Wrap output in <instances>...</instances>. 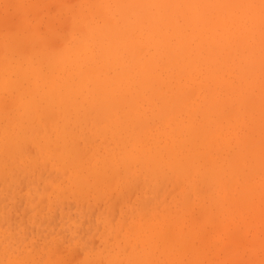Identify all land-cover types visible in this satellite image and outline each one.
I'll list each match as a JSON object with an SVG mask.
<instances>
[{
	"label": "bare ground",
	"instance_id": "1",
	"mask_svg": "<svg viewBox=\"0 0 264 264\" xmlns=\"http://www.w3.org/2000/svg\"><path fill=\"white\" fill-rule=\"evenodd\" d=\"M60 1L62 3L66 0H59V2ZM182 1L184 0H75L76 3L74 2V5L68 6L69 8L66 2V4L62 3L61 9H67L66 12L70 14L67 25L63 22L65 19H59L61 15L60 17H54L55 21L49 20L47 22V20H45L49 30L48 33L46 32L47 29L44 31L39 28L40 22L44 17L38 12L40 10H37V7L41 5L39 4L37 6V0L36 2L35 0H31V2H28V0H21L20 3L17 2L18 10L15 11L17 12L15 15H17L18 20L12 21V18H9V16H11L9 13H7L8 17L6 15L7 19L4 17L5 15L2 16L1 14L2 17L0 16V19L4 17L3 19L6 20H0V184H5L9 180H13L15 174H18V171H22L23 168L29 171L33 165H37L38 167L34 166L33 169L39 170V167L46 165V163L43 162L48 161L58 172L68 173V179L71 185L66 191L80 198L86 197L89 194L100 197L105 194V189L110 187L124 190L131 184H137V182L141 181L138 180L140 178L145 185L148 186L150 184V186H153L159 182H164L166 179L169 180L170 171L175 168L180 169L181 167V172L191 170L192 172L190 171V174L194 173L193 176H196L199 180L202 179V182H208L209 185L212 184V187H219V191L221 189V192L227 187V184H223L224 179L222 181L219 176L224 167L232 171H235L237 167L234 168L233 164L228 161L221 165L222 157L220 158V151L225 148V154L229 156L231 152L230 147H233V143L237 148L235 152L241 151L244 145L249 146L251 144V136L254 132L259 130L260 124L261 128L263 126L262 121L253 115V106H251L249 102V95L253 93L252 85H254L253 83L256 81H259V75H255V77H245L243 74L244 67H242L241 64V61H243L242 59L247 62H253L257 54L264 55V34H262L260 10L259 8L246 7L244 11L245 7H240L238 8L240 9L238 11L239 13H237L233 10V7H225L226 5H231L232 0L231 2H229V0H214L216 3L207 0L208 3H205L204 6H202L204 0H194L196 3L187 8V14H182L183 17L181 19L180 11L182 12V10L179 8L181 6L180 3H183ZM190 1H188V3ZM240 1L243 3L242 0ZM244 2H246V0ZM5 3L7 2L5 1ZM5 3L2 5H5ZM256 3L257 2H254L252 4ZM189 4L191 5L193 2L191 1ZM248 4L249 2H246V5ZM258 4L259 2L257 5ZM40 7H44V4ZM2 9L4 10V6ZM35 9L38 14H40V17L37 16L40 18L39 20L35 16L30 17L29 12L32 14L33 12L31 11ZM37 12L35 13L36 15H38ZM47 18L49 19V16ZM7 20L9 24L6 22ZM54 22L60 23L59 26H62V28L63 26H69V32H67L64 38L60 31L56 32V30H54L58 27L54 26ZM44 24L43 22V25ZM1 26H3V28L5 27V31H2ZM53 27L54 29H52ZM218 29H220V31H218ZM187 33H190L192 36L190 38L192 41L189 42V39L181 41L183 38L181 35H187ZM234 42L241 44L245 50L242 48L238 49V45H233ZM221 45L227 47L229 50L233 49V46H235L236 48L234 49H236V51H233L234 54L233 52L231 54L232 50L226 51L220 48ZM143 51L145 54L141 55ZM224 60L234 62L235 68H232L235 70L233 72L229 71L231 68L225 64ZM198 73H200L202 78L200 79V84L197 83V85L199 84L198 89L194 85L197 92L196 95H193L194 93L192 95L195 96V98H193L192 102H189V99H187L188 104L187 102L184 103L185 105H182L184 108H180V111L177 110L176 116L172 117L169 113V110L172 109L170 106V109L162 107L163 104L159 105L157 99L153 100L152 98L150 106L146 108H144L146 104L144 105L141 103H145L143 98L140 102L139 97L142 95L140 96L139 90L146 91L150 94H148L150 97L153 96V93H159L154 92L155 86L159 82L165 79L168 81L167 79L171 76L174 77L175 74H179L182 78L193 79L192 77L195 74L198 75ZM224 73L229 74L226 76ZM163 75H165V77ZM171 81L166 83L172 84ZM193 81H195V79H193ZM190 84L192 85V83ZM163 86L165 87V85ZM169 86L170 85H168V88ZM259 86H261L260 82ZM164 87L162 89H164ZM174 87L177 88V86ZM195 89L193 90L196 91ZM180 90L182 89H179V91ZM194 91H191V93ZM162 93L165 94L163 90ZM173 93L175 94V92ZM180 93L182 94V91H180ZM179 94H177V98L180 97ZM254 94L253 96L256 95ZM167 96L169 97L170 95L167 94ZM146 99H148V97ZM174 103H176V101ZM189 103L191 104L190 106H188ZM235 104H238L239 107L236 105L238 111L233 112L234 109H236V106H234ZM172 110H174V108ZM150 111L152 114H155L160 121V126L159 124V127L156 126L158 129H156L154 133L152 130H149L150 123L147 120ZM175 112L173 113L174 115ZM223 120L224 123H222ZM156 121L153 123L154 126L152 125L151 129L155 127ZM210 128L218 129V131L215 132V139L212 138V141L215 142L213 144H216L219 151L211 153L208 156L209 160L207 163H204L207 156H205V158L202 157L203 154L200 150L201 143L197 141V137L198 133L202 134V138L209 137ZM208 142H210V140ZM28 145L32 146L31 148H33L37 155V159L34 158V161H31L33 158L31 156L33 151H31L32 149H30ZM188 145H191V147L189 148ZM262 146L264 147L263 144ZM210 149H212V147ZM256 152L254 153L256 154ZM256 155H258L256 156L257 158L251 159L250 162H254L252 166L260 164L258 166L261 167L262 164H264V149L261 151V154L257 153ZM26 157L27 159H24ZM201 158H203L202 162L200 161ZM29 162L35 163L28 164ZM200 167L202 168L200 169ZM46 169L47 167L44 172ZM138 171L140 172L138 173ZM236 172L241 175V169L239 170L238 168ZM166 173L168 174L164 177ZM190 174L188 171L186 172L185 180L189 181V179L192 178ZM132 175H134L133 178ZM59 178L61 177L59 176ZM196 178L195 180L197 181ZM57 180H54V182ZM182 180H184V178ZM182 180L180 177V181ZM64 182L66 183V181ZM183 182H180V184H183ZM175 184L173 186H175ZM180 184L178 185L180 186ZM231 184H233V182H231ZM258 184L256 185L255 183L254 185L257 187ZM178 185L176 188L179 187ZM55 186L54 188L52 187L53 190L56 189ZM233 186L235 185L233 184ZM181 188H183V186ZM209 188L207 187L208 190ZM212 190H214V188ZM236 190L238 191V189ZM47 191H45V193ZM169 192V194H171V191ZM229 193L225 192V195ZM258 193H261V191ZM178 194H180V192ZM247 194L244 192V196H248ZM13 195H15V193H13ZM110 195L113 197L112 191ZM261 195H263V193ZM49 196H51V194ZM199 196L198 194V197ZM210 196L211 195L208 197ZM255 196H257V194ZM22 197L23 196H21V198ZM69 197L71 198V196ZM233 198L235 199V197H232V199ZM244 198H241L242 201ZM249 198L250 196H248V199ZM260 198L259 200H261ZM263 199L264 198H262V200ZM43 200L45 202L46 199ZM99 202H101V200ZM63 203L65 202L63 201ZM89 204L91 205V202ZM220 204L219 202V205ZM51 205L52 204H50V207H52ZM82 205L84 204L82 203ZM182 205L184 206V204ZM256 205L254 203V209ZM188 207L190 210L191 207ZM37 210H35V212H39L38 208ZM203 210L202 213L206 212L208 209H205L204 212ZM198 212H201L200 209ZM39 213L37 215H39ZM258 213L259 212H257V214ZM260 215L257 216L260 217ZM29 216L30 215H27V218ZM61 216H63V214H61ZM262 216L263 215H261V217ZM17 217L14 218L16 219ZM191 218L192 217H189V220ZM181 219L182 221L184 220L183 218ZM164 220L168 221L167 219ZM254 220L252 221L254 222ZM262 220H264V216ZM166 221L162 223L163 226ZM178 221L180 222V220ZM34 222H37V220ZM201 223H203V221ZM230 223H228V225L225 223V225L220 221V224H224L227 228H229ZM246 224L249 226L248 223ZM180 225L179 223V226ZM224 225L222 228L226 229ZM177 228H175L176 232ZM229 229H231V227ZM244 230L242 229V231ZM242 231H240V233ZM179 233L177 234L179 235ZM237 233L239 234V232ZM118 234L119 233H117L116 237H118ZM241 234H243V232ZM233 235L236 237V233ZM239 235L236 239L239 238ZM131 236H129L130 240ZM136 236L137 240H140L141 243H147L149 248L152 246L151 235L144 236L142 233H138ZM174 236L175 235H173V237ZM235 237L232 239L234 240ZM241 239L239 240L241 241ZM178 240L179 239L176 241L178 242ZM95 241L94 239V244L97 242ZM259 243L261 244V241H259L258 244ZM77 244L76 242V245ZM110 244L111 242L109 245ZM260 244L259 246L262 247ZM162 248L165 249L164 247L160 249ZM32 250L31 248V251ZM121 250L123 251L122 248ZM33 252H36V249ZM95 253L96 252H94V254ZM148 253H150V251L147 252V250H144L133 254L132 257L129 255L126 259V264H147V260H150V255H148V257L146 255ZM36 254L37 253H35V256ZM152 256H154V254ZM3 257H5V254ZM52 257L54 256L52 255ZM66 257H68V255ZM112 257L111 262L113 261ZM119 257L121 256L119 255ZM97 258L95 261H97ZM117 258L114 262L123 263L121 261L123 257L118 259L119 261ZM154 258L156 257L154 256ZM31 259L32 256L27 255L25 261H21V263L16 261V264H28ZM83 260L84 259H82V261ZM90 260L94 259L91 258ZM103 260L101 259L104 263ZM99 261L96 264L102 263ZM123 261L125 260L123 259ZM70 263L72 262L70 261Z\"/></svg>",
	"mask_w": 264,
	"mask_h": 264
},
{
	"label": "rangeland",
	"instance_id": "2",
	"mask_svg": "<svg viewBox=\"0 0 264 264\" xmlns=\"http://www.w3.org/2000/svg\"><path fill=\"white\" fill-rule=\"evenodd\" d=\"M5 1L7 3H5ZM20 1L21 0H15V1H13V0H3L2 1V0H0V9H1L0 10V16L2 14V16L5 15L4 17H6V15H7V17H8L7 13H9V15H11V16H9V18H12V21L18 20L17 15H15V13L17 14V12H15V11L18 10L17 2L20 3ZM29 1L31 2V0H28V2ZM38 1L39 0H37V2ZM188 1H190V0H188ZM188 1L184 0V1H182L183 3H180L181 6L179 9L182 10V12L180 11V13H181L180 18L181 19L183 17L182 14H185V13L187 14V12H188L187 8L190 6H193L196 3V2H194V0H191L193 2V4L190 5L189 3H191V1L189 3H188ZM213 1L214 0H209V2H213ZM238 1H240V0H232V2H231V0H229V2L232 3L231 5H244V4L246 5V2H249V4L250 3L252 4L254 2H257V3L259 2V0H256V1L255 0L254 1L253 0H246V2H244L245 0H242L243 3L241 1L240 2H238ZM35 2H36V0H35ZM66 2H67V4H66ZM74 2H75V0H66L62 3L66 4L67 7L68 6L70 7V6L74 5ZM185 2L187 3V5ZM3 3H5V5H2ZM10 3H11V5H10ZM62 3H61V1L59 2V0H40L37 3V6L39 4H41L40 6H42V4H44V7H46V8H44V7H40V6L37 7L36 6L37 10H40L38 12L41 14L42 17H44V19H42V21L40 22L41 24L39 23L40 24V27H39L40 30L45 31L47 29L46 32L48 33L49 30H48V26H46V23L49 20L55 21L54 17H60V15H61V17L59 19H62V18L65 19L66 21L64 20L63 22H65L67 25L68 18L70 19V14H69V12H66L67 9L66 10L61 9ZM205 3H208V1L204 0V2L202 3V6H204ZM214 3H216V2L214 1ZM3 6H4V10L2 9ZM182 7H184L185 10ZM236 8L233 7V10L236 11L237 13H239L238 11L240 9H238V8H240V7H236ZM2 10L6 14H4L2 12ZM35 10L31 11L34 13V14L32 13L33 15L29 12L30 17L31 16L32 17L33 16H35V17L39 16L40 17V14H38L37 10L36 11ZM245 10H246V7L244 8V11ZM11 11H12V13H11ZM99 11H100V9H99ZM36 12L38 15L35 14ZM12 15H14V16H12ZM44 15H46V16H44ZM48 16H49V19L47 18ZM50 16H51V18H50ZM7 17H6V19H7ZM15 17H17V18H15ZM39 17H37L38 20L40 19ZM2 19H0V20H2ZM6 19H3V20H6ZM45 20H47V22ZM6 22L9 24L8 20ZM43 22L45 23L44 24L45 26L43 25ZM58 22H59V20H58ZM58 22H54L55 24L53 23L54 26H56V27L58 26V27L56 29H54V27H53L52 29L56 30V32L60 31L61 35H63V38H64L66 36L67 32H69L70 28H69V26H63V28H62V26H59L60 23L58 24ZM3 23H5V22H3ZM63 25H64V23H63ZM1 28H2V31H5V27L3 28V26H1ZM43 28H45V29H43ZM218 31H220V29H218ZM44 34H45V32H44ZM181 36L183 37L181 41L187 40V39H189V42L192 41L190 39L192 37L190 35V33H187V35L185 34V35H181ZM188 36H190V37H188ZM235 44L238 45V47H239L238 49L242 48L243 50H245L241 44L234 42L233 45H235ZM233 47L236 48L235 46H233ZM220 48H222L226 51L229 50L227 47H223L222 45ZM234 48L231 49L232 51L229 50V51H231V54L233 51L234 52L236 51V49H234ZM234 52H233V54H234ZM144 54H145V52L143 51L141 53V55H144ZM230 60H231V57H230ZM242 60L243 61H241V64H242V67H244L243 74L245 75V77H250V76L255 77V75H259V77H258L259 81H256L255 83H253L254 85H252L253 91L252 90L251 91L253 93H250V95H249V98H250L249 102H250V105L253 106V109L251 108L253 115H255V117L258 118L260 121H262L263 126L261 128V124H260L259 130L256 131L257 133L254 132L252 134L251 144H250L251 146L250 145L249 146L244 145L242 150L236 153L235 151L237 148L233 143L232 144L233 147H230L231 152H230L229 156H227L225 154L226 153L225 148L222 149L224 151H222V150L220 151V158L222 157L221 158V163H222L221 165H223L224 163H226V161H228V162L233 164L234 168L237 167L236 170L238 168H239V170L241 169V175H240L238 172H236V170L232 171L226 167L223 168V171L221 172L219 177L222 181L224 179V181H223L224 185L227 184V187H225V189H224L225 191L222 190V192H221V189L219 191V187H217V186L212 187V184H210L211 185L210 186L208 182L207 183L202 182V179L199 180V178H196V176H193L194 173L190 174L191 170L190 171L185 170L184 172L183 171L181 172V169H182V167H181L180 169L175 168L172 171H170V175L168 178L169 180L166 179V180H164V182L162 181V182H159L158 184H154L155 186L154 185L150 186V184L148 186L145 185L143 180L140 178L138 180H141V181L137 182V184L134 183L135 185L134 184L129 185L124 190H120L119 188H115V187H113V188L110 187V188L105 189V192H104L105 194H103L100 197H97L94 194H89L86 197L80 198L79 196H75L72 193H69L68 191H66L67 188L71 185V183L68 179L69 178L68 173L66 172V174H65L62 172H58L56 170V168L50 162H48V161L43 162V163H46L47 166L45 165V166L39 167L38 168L39 170L33 169L34 166L38 167L37 165H33L29 171L27 169L23 168L22 171H20V172L18 171V174H15V177L13 180H9L5 184L4 183L0 184V197H1L0 198V231H1L0 232V242L2 241L0 243V253H1L0 254V264H3V263L6 264V262L8 260H12V259H13L12 261H15V262L19 261L21 263V261L26 260L27 255L32 256V259L28 264H36V263L37 264H53V261H54V264H58V263L59 264H64V263H67V264H73V263L74 264H77V263L78 264H81V263L85 264V262H89V261H90V264H94V261L97 257L98 258H97V261H95V264L99 260H100L99 262L101 263L102 262L101 259L102 260L104 259L103 260L104 263L102 262L103 264H105V263H107V264H110V263L111 264H120V262H117V261H115L116 263L114 262V260H116V258L119 257V255L121 257H123V259L125 260V261H123V259H122L121 261L123 263H121V264H126V259H127V257H129V255L132 257L133 254H135L137 252L144 251V250H147V252L150 251V253L146 254L147 257H148V255H150V257H149L150 260L147 258L148 259L147 264H191L192 261H193L192 264H242V263L243 264H245V263L246 264H248V263L249 264H258V263L262 264V262L264 264V246H263L264 245V230H263L264 229V220H262L263 216H264V209H263L264 208V199L262 200V198H264V197H261V196H264V185H263L264 184V164H262L261 167L258 166L260 164H258V165L256 164V165L252 166V164L254 162L253 163L250 162L251 159H254V158L256 159L257 158L256 156H258L256 154L257 153L261 154V151L264 149V147L262 146V144L264 145V134H263L264 133V129H263V127H264V103H263L264 102V69H263L264 68V55L263 54H257L255 60L253 61L254 63L250 62V61L247 62L244 59H242ZM224 61H225V64L228 65L229 68H231V69H229V71L233 72L235 70V69H233V68H235L234 62L228 61V60H224ZM255 65H256V68H255ZM164 69H166V68H164ZM252 70H253V72H252ZM246 72H247V74H246ZM224 74L227 76L229 73H224ZM163 76L165 77V75H163ZM175 78H176V80H175ZM192 78L195 79V81H193V79H190V78L189 79H186L185 77L182 78L181 76H179V74H175L174 77L171 76L169 79H167L168 81H166V79H165V80L159 82L158 84H156L155 91H154V92H159L158 94L156 93L157 96L155 93H153V96L149 97L148 96L149 93H147L146 91H143V90L142 91L139 90L138 92L140 93V96L141 95L143 96V97L138 96L140 98V102H141V99L143 98L145 103H143V102H141V103L144 105L146 104L145 106L143 105L144 108H146L147 106H150V101L152 100V98H153V100L157 99L159 105L163 104L162 107L168 108V109H170V107L172 109L174 108V110L176 112L174 110L170 109L169 113L172 115V117L176 116L177 110L180 111L182 108H184V106H182L184 103L187 102V104H188L187 99H189V102H192L193 98H195V96H193V95H196V92H197V90L195 88L197 87V89H198V86L201 82L200 79L202 77L200 76V73H198V75L195 74ZM169 81H171L172 84H168ZM166 82H168V83H166ZM259 82H260L261 86H259ZM181 83H183V84H181ZM190 83H192L193 87ZM197 83H199V84L197 85ZM160 84H162V85H160ZM163 85H165V87ZM168 85H170L169 88H168ZM174 86H177V88ZM181 86H182V88H181ZM163 87H164V89H162ZM258 87H260V88H258ZM179 89H182V90H180V91H182V94L180 93ZM183 89H184V92L186 94L183 92ZM193 89H195L196 91H194ZM162 90L165 92V94L162 93ZM191 91H194V92L191 93ZM173 92H175V94ZM166 93L170 96H172V95H174V96L169 98L170 96L168 97ZM176 93L177 94L180 93L179 94L180 97L177 98ZM253 94L255 96H253ZM137 95H138V93H137ZM144 96L146 98L148 97V99H146ZM182 96H183V98H182ZM188 96L191 98H189ZM256 97H257V99H256ZM175 101H176V103H174ZM260 103L263 107L260 105ZM190 105L191 104L189 103L188 106H190ZM236 105L239 107L238 104H235L234 106H236ZM237 106L233 112L238 111ZM260 106L262 107V109ZM173 111L175 112V115L173 114L174 113ZM148 116L149 117L147 120L150 123L149 124V126H150L149 130H152V132L154 133L156 131V129H158L157 127L160 126V123H159L160 121L158 120L159 118L157 116H155V114H152L151 111L148 113ZM163 120H165V119H163ZM155 121L157 123L155 124V127L151 129V127H152L153 123H155ZM222 123H224V120L222 121ZM158 124H159V126H158ZM216 131H218L217 128H210L209 129V134H210L209 137L210 138L209 137H207V138L203 137L202 138V134L198 133L197 141L199 143H201L202 149L200 148V150L202 151V154H203L202 157L205 158V156H207L204 160V163H207V161L209 160L208 156L211 153H216L215 151H217V152L219 151L216 144H213L215 142L212 141V138L215 139V135H216L215 132ZM209 140H210V142H208ZM211 141H212V143H211ZM210 143H211V145L212 144L213 145L211 146ZM187 144H190V143H187ZM202 145H203V147H202ZM29 146L30 145H28V147ZM31 147L32 146H30V149H32L31 151H33L32 152L33 154H31V156L33 157L31 159V161H34V158L37 159V155L34 152L33 148H31ZM188 147L190 148L191 145H188ZM211 147H212V149H210ZM247 149H248V151H247ZM210 150H212V151H210ZM254 152H256V154ZM204 153H205V155H204ZM247 155H248V157H247ZM203 158L200 159L201 162L203 161ZM241 158H242V160H241ZM24 159H27V157ZM25 162H26V160H25ZM240 162L241 163L243 162V163L241 164ZM33 163H35V162H29L28 164H33ZM46 167H47V169L44 172ZM195 167H197V166H195ZM195 167H193V168H195ZM201 168L202 167H200V169ZM179 170H180V172H179ZM187 171L189 172L190 177L192 175V178H190L189 181L185 180ZM231 171L234 173H232ZM139 172L140 171H138V173ZM167 174L168 173H166L164 175V177ZM134 175H138V174H134ZM134 175H132V178L134 177ZM261 175H262V177H261ZM22 176H26V177H22ZM59 176L61 178H59ZM176 177H178L179 179ZM180 177H181V180L183 178H184V180L180 181ZM57 178H58V180H57ZM195 178L197 179V181L195 180ZM38 179L40 180V182ZM63 179H65V180H63ZM240 179H241V182H240ZM54 180H57V181L54 182ZM178 180H179V182H178ZM190 180H192V181H190ZM61 181H62V184H61ZM64 181H66V183ZM185 181H186V183H185ZM23 182H24V184H23ZM180 182H183V184L182 183L180 184ZM231 182H233V184L235 186H233V184H231ZM177 183L180 184V186ZM250 183H252V184H250ZM255 183H256V185L258 184L259 189H258V186L256 187V185H254ZM174 184H175V186H173ZM185 184H187V185H185ZM55 185H57V186H55ZM177 185L179 186L178 188H176ZM208 185L210 186V188ZM49 186H51V187H49ZM54 186L56 188V189H54L55 192L53 190ZM182 186H183V188H181ZM260 186H261V188H260ZM1 187H2V189H1ZM63 187H65V188H63ZM187 187H188V190H187ZM207 187L209 188V190L207 189ZM48 188H50V189H48ZM190 188H191V191H190ZM213 188H214V190H212ZM226 188L228 189V191ZM251 188H252V190H251ZM47 189H48V191H47ZM202 189H204V190H202ZM236 189H238V191ZM113 190H116V191H113ZM232 190H233V192L231 193ZM240 190H241V192H240ZM254 190H255V192H254ZM45 191H47V192L45 193ZM50 191L53 193H51ZM106 191H107V193H106ZM111 191H112L113 197H111V195H110ZM125 191H127V192H125ZM169 191H171V194H169L170 193ZM202 191H205V192H202ZM259 191H261V193H258ZM63 192H65V193H63ZM179 192H180V194H178ZM206 192H207V194H206ZM225 192L226 193L230 192V193L225 195ZM244 192H245V194H247V193L251 194V195L247 194L248 196H250V198L253 197L252 199L249 198L251 201L248 199V196H246V195L244 196ZM13 193H15V195H13ZM219 193H221V194H219ZM262 193H263V195H261ZM50 194L52 197L49 196ZM198 194L200 195L199 197H201V198L198 197ZM201 194H203L205 196H203ZM256 194H257V196H255ZM68 195L71 196V198ZM72 195H73V197H72ZM196 195H197V197H196ZM206 195H208V196L211 195V196L208 197ZM21 196H23V197L21 198ZM88 196H89V199H88ZM119 196H120V199H119ZM218 196H221V197H218ZM64 197H66V198H64ZM109 197H111V198H109ZM224 197H227V198H224ZM232 197H235V199L234 198L232 199ZM19 198H21V199H19ZM27 198H28V200H27ZM94 198H95V200H94ZM241 198H244L243 201ZM259 198L261 200H259ZM16 199H17V201H16ZM43 199H46L45 202ZM91 199H93V200H91ZM109 199H111V200H109ZM183 199H185V200H183ZM215 199H217L218 201L220 200L219 202L221 204L219 205V202ZM256 199H258V200H256ZM21 200H22V202H21ZM81 200H83V201H81ZM100 200H101V202H99ZM63 201L65 203H63ZM187 201H188V203H187ZM237 201L239 204L237 203ZM25 202H27V203H25ZM90 202H91V205L89 204ZM82 203L84 205H82ZM167 203H168V205H167ZM194 203L196 206L194 205ZM254 203H255V205L257 204L255 209H254ZM37 204H39V205H37ZM50 204H52L51 205L52 207H50ZM182 204H184V206ZM188 206L191 207L190 210H189ZM37 208L39 209L40 213L35 212V210H37ZM199 209L201 212H198ZM205 209H208V210H206V212H204ZM228 209H230V210H228ZM202 210L204 213H202ZM243 210H244V212H243ZM108 212H109V214H108ZM257 212H259L263 216L261 217V215L259 213L257 214ZM38 213L40 216L37 215ZM249 213H250V216H249ZM35 214H36V216H35ZM61 214H63V216H61ZM158 214H159V217H158ZM200 214H201V216H200ZM204 214H205V216H204ZM221 214H222V216H221ZM27 215H30L28 217L29 219L27 218ZM235 215H237V216H235ZM257 215H260L261 219ZM14 217H17V218L15 219ZM189 217H192V218L189 220ZM44 218H45V221H44ZM181 218H183L184 220L186 219V220L182 221ZM193 218H194V220H193ZM250 218L252 220H254L255 218L256 219L253 222ZM112 219H113V222H112ZM164 219H167L168 221H166ZM35 220H37V222H34ZM178 220H180V222ZM157 221H159V222H157ZM164 221H166V222H165V225L163 226L162 223ZM197 221H199V222H197ZM202 221H203V223H201ZM220 221H221V223H224V224L227 223V225H228V223L232 222L233 224L232 223H230L231 225L229 224V228L231 227V229L227 228L225 226L226 224L225 225L220 224ZM240 221H241V223H240ZM24 222H25V224H24ZM179 223L181 224L180 226H179ZM246 223H248L249 226ZM134 224L135 225L137 224V225L135 226ZM223 225L226 227V229L222 228ZM240 226L241 227L243 226L244 228L243 227L241 228ZM173 227H174V229L178 227L177 232H176V229L175 230L173 229ZM133 228H134V230H133ZM135 229H136V231H135ZM178 229H180V230H178ZM242 229L243 230L245 229V230L242 231ZM79 230H80V232H79ZM129 230H130V234H129ZM167 230H169V231H167ZM4 231H6V232H4ZM103 231H104V233H103ZM235 231L239 232V234L241 236ZM240 231H242L244 235L241 234L242 232L240 233ZM28 233H29V235H28ZM117 233H119L118 237H116ZM138 233H142V235H144V236L151 235L152 246L150 248H149V245L147 243H145V242L141 243L140 240H137L136 234H138ZM177 233H179V235ZM232 233L233 234L236 233V237H238V235H239V238L236 239L235 235H233ZM173 235H175V236L173 237ZM3 236H4V239H3ZM119 236H120V241H119ZM129 236H131V240H130ZM134 236H135L136 240H135ZM233 237H235L236 240L235 239L233 240L232 239ZM240 237L243 240L244 239H246V240L243 241ZM172 238H173V240H172ZM176 238L179 239L180 241L178 240V242H177ZM94 239L97 241V242L95 241L96 242L95 244H94ZM239 239H241V241ZM254 239H256V240H254ZM117 241L120 242L121 245ZM239 241H240V243H239ZM259 241H261V244L260 243L259 244L262 247L259 246V244H258ZM45 242H47V243H45ZM76 242L78 243L77 245H76ZM110 242L113 245H111V244L109 245ZM137 242H138V244H137ZM131 245H132V247H131ZM159 245L160 246L162 245L161 247H164L165 249H163V248L160 249L161 247ZM60 246H61V248H60ZM153 246H155V247H153ZM183 246H185L186 248ZM31 248L33 249L32 251H31ZM37 248H38V251H37ZM121 248L123 249L124 253L121 250ZM152 248H153V250H152ZM35 249H36V252H33V251H35ZM158 249H159V251H158ZM186 249L187 250L189 249V250L187 251ZM126 250H128V251H126ZM163 250H164V252H163ZM114 251H115V253H114ZM118 251L120 254L118 253ZM154 251H155V253L157 252L156 253L157 255L154 253ZM94 252H96V253L94 254ZM132 252H134V253H132ZM35 253H37L36 256H35ZM4 254H5V257H3ZM19 254H21V255H19ZM153 254L156 258H154V256H152ZM23 255H24V257H23ZM52 255L54 257H52ZM67 255H68V257H66ZM110 255H112L113 257ZM124 255H126V256H124ZM15 256H16V259H15ZM50 257H52V258H50ZM111 257L113 259L112 262H111ZM121 257L117 258V260L120 259ZM196 257H197V260H196ZM17 258H18V260H17ZM91 258L94 260H90ZM82 259H84V260L82 261ZM249 260L251 263L249 262ZM70 261L72 263H70ZM46 262H48V263H46ZM91 262H93V263H91ZM195 262H197V263H195ZM238 262H240V263H238Z\"/></svg>",
	"mask_w": 264,
	"mask_h": 264
},
{
	"label": "snow or ice",
	"instance_id": "3",
	"mask_svg": "<svg viewBox=\"0 0 264 264\" xmlns=\"http://www.w3.org/2000/svg\"><path fill=\"white\" fill-rule=\"evenodd\" d=\"M225 7H247V8H259L260 10V18L262 24V34H264V0H259V4H248V5H226ZM6 264H16L15 261L8 260ZM86 264H90V262H86Z\"/></svg>",
	"mask_w": 264,
	"mask_h": 264
}]
</instances>
